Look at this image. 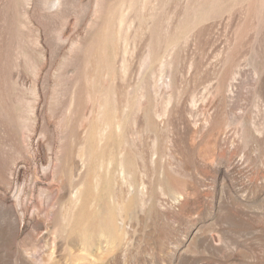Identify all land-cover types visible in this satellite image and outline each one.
I'll list each match as a JSON object with an SVG mask.
<instances>
[{"label": "rangeland", "instance_id": "1", "mask_svg": "<svg viewBox=\"0 0 264 264\" xmlns=\"http://www.w3.org/2000/svg\"><path fill=\"white\" fill-rule=\"evenodd\" d=\"M0 264H264V0H0Z\"/></svg>", "mask_w": 264, "mask_h": 264}]
</instances>
